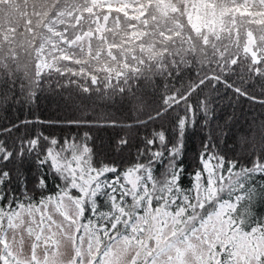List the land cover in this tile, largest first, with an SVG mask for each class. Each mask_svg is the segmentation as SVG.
I'll use <instances>...</instances> for the list:
<instances>
[{"label":"trees","instance_id":"16d2710c","mask_svg":"<svg viewBox=\"0 0 264 264\" xmlns=\"http://www.w3.org/2000/svg\"><path fill=\"white\" fill-rule=\"evenodd\" d=\"M185 3L181 2L180 6L184 7ZM178 20L180 25L175 28L180 26L181 31L188 32L187 17L182 16ZM249 22L243 16L237 25L241 29ZM48 23H38L36 31ZM156 26V23H151V30L146 33L151 36L148 42L152 45L159 41L155 38ZM192 32L195 33L185 40L184 49L164 51L162 63L151 60L149 54L152 52L145 51L144 62L135 70L129 66L130 70L119 67L113 70L105 66L99 71L94 68L93 72L77 74L72 72L76 69L73 63L62 68L57 65L55 69H41L30 61H12L6 55V45L1 46L0 129L35 116L63 122L69 126L48 129L45 134L50 133L58 140L72 137L78 145L82 138L87 137L95 166H114L123 172L135 163L147 162L146 156L141 155L146 139L161 131L171 138L179 122L190 121L191 127L185 130L183 137V154L178 160L186 173L197 169L199 156L209 137L226 157L247 164L249 159L245 158V153L264 152V56L254 58L257 52L250 49L254 43L249 35L233 32L229 37H221L218 33L213 37L214 31L203 29L199 32L193 28ZM16 39L23 40L20 37ZM191 58V66L183 65L178 69L177 66ZM185 67L191 69L181 70ZM246 74L252 84L256 83L251 89V83L242 80ZM208 80L211 86L207 85ZM225 83L238 85L231 88L223 85ZM201 96H204V102L197 103L194 99ZM188 98L193 100V109L186 102ZM171 108H181V111L177 116L176 112L169 115ZM187 109L189 116L185 117ZM239 109L243 114L236 117ZM248 129L256 134L254 141ZM22 133L27 135L24 125L20 131L12 128L11 131L0 132V140H5L9 147H15ZM247 138L253 141L258 151L246 150L243 145L249 141ZM21 167L29 175L27 192L25 194L15 183L0 186L1 219L13 217L24 207L50 201L42 200V195L55 194L59 191L57 186H63L64 182L53 172L48 174L47 187L38 189L31 182L37 175L36 163L28 160ZM154 167L156 174L164 170L159 163ZM180 182L185 189H191L193 181L190 176L182 175ZM236 212L237 209H233L232 215ZM85 216L87 213L82 218L86 224ZM237 220L241 223L232 221L236 225L235 230L239 234L253 236L244 231L246 221L242 217H237ZM77 232L80 233V229Z\"/></svg>","mask_w":264,"mask_h":264},{"label":"rangeland","instance_id":"374dc122","mask_svg":"<svg viewBox=\"0 0 264 264\" xmlns=\"http://www.w3.org/2000/svg\"><path fill=\"white\" fill-rule=\"evenodd\" d=\"M181 2H186L184 7L180 6ZM182 16L187 17L189 33L181 31L180 26L175 28ZM243 16L250 22L241 30L237 23ZM48 21L45 28L36 31L38 23ZM151 23H156L158 29L155 38L159 41L155 45L148 42L151 36L146 35ZM192 28L199 32L214 31L213 37L217 33L229 37L233 32L249 35L254 43L250 49L257 52L254 58L264 56V0H0V48L6 45V55L12 61H30L41 69L73 63L76 69L72 72L77 74L93 72L94 68L99 71L105 66L130 70L129 66L135 70L144 62L143 53L147 50L152 52L151 60L162 63L165 50L185 48V40L195 33ZM191 60L183 61L178 69L191 66ZM188 69L191 68L181 70ZM242 80L251 83L247 74ZM255 84L251 83L249 89ZM207 85L211 86L210 80ZM223 85L234 88L238 84ZM194 100L202 103L205 98ZM186 102L193 109V100L188 98ZM171 109L169 115L176 112L177 116L181 111V108ZM188 112L189 109L185 117L189 116ZM242 114L239 109L235 116ZM248 134L253 141L257 138L251 129ZM253 141H245L246 150L258 151ZM257 155L264 157V152L244 154L249 161ZM73 194L78 195L75 190ZM82 218L69 200L53 199L24 207L11 218H0V255L5 250L8 256L18 255L21 264H132L136 259L135 246L122 250L120 245H115L103 254L107 242L94 237ZM224 227L229 228L227 221ZM234 235L237 244H247L251 251L245 255L244 249L229 246L228 251L235 254L228 259L233 264H259L260 255L264 256V239L236 230ZM213 243L210 234L201 232L199 238L181 244L183 264H207L209 253L215 254ZM98 257L102 259L94 261Z\"/></svg>","mask_w":264,"mask_h":264},{"label":"snow or ice","instance_id":"6c2138e0","mask_svg":"<svg viewBox=\"0 0 264 264\" xmlns=\"http://www.w3.org/2000/svg\"><path fill=\"white\" fill-rule=\"evenodd\" d=\"M21 125L27 135L22 133L15 147L0 140V186L15 183L26 194L29 175L21 165L28 160L37 165L31 182L38 189L47 187L48 174L54 172L63 186L41 199L71 201L81 215L87 213L91 234L109 247L135 246L132 264H183L181 244L199 238L201 232L215 240L211 244L215 254L209 253L207 264H233L228 257L235 253L228 251L229 246L244 249L245 255L251 251L247 244H237L232 223H241L237 217L246 221L245 233L264 239V157L257 155L244 164L218 151L209 137L197 169L186 173L178 160L190 121L179 122L171 138L161 131L146 139L141 155L147 162L123 172L114 166H95L87 137L78 145L72 137L58 140L45 134L48 129L69 126L63 122L35 116L0 132L20 131ZM156 163L164 166L160 174L155 172ZM182 175L192 179L190 190L181 185ZM233 209H237L235 215ZM225 221L232 231L224 227ZM260 259L264 264V256Z\"/></svg>","mask_w":264,"mask_h":264},{"label":"flooded vegetation","instance_id":"af4514ba","mask_svg":"<svg viewBox=\"0 0 264 264\" xmlns=\"http://www.w3.org/2000/svg\"><path fill=\"white\" fill-rule=\"evenodd\" d=\"M5 257H6V261H7L6 264H21V260H20V257L18 255L12 256V257L11 256H8V255H5ZM2 259L3 258L0 255V262H1V264L3 263ZM24 260H22V262H25ZM98 261H100V260L98 259L96 262H98ZM42 264H44V263H42Z\"/></svg>","mask_w":264,"mask_h":264}]
</instances>
